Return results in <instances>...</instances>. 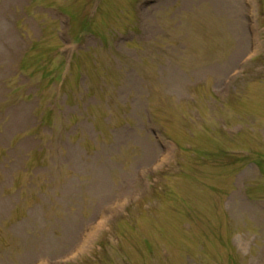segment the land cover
I'll return each instance as SVG.
<instances>
[{
    "label": "rangeland",
    "instance_id": "374dc122",
    "mask_svg": "<svg viewBox=\"0 0 264 264\" xmlns=\"http://www.w3.org/2000/svg\"><path fill=\"white\" fill-rule=\"evenodd\" d=\"M0 264H264V0H0Z\"/></svg>",
    "mask_w": 264,
    "mask_h": 264
},
{
    "label": "trees",
    "instance_id": "16d2710c",
    "mask_svg": "<svg viewBox=\"0 0 264 264\" xmlns=\"http://www.w3.org/2000/svg\"><path fill=\"white\" fill-rule=\"evenodd\" d=\"M92 23H89V21H85L83 24H82V31L86 30V32H91L92 30ZM58 39L59 41H62L61 38L58 36ZM46 40V39H45ZM43 40V43L44 41ZM38 42V41H37ZM48 42V41H47ZM104 46L106 45V42L104 43ZM48 46H46V48L44 47V49L40 52L39 56L41 57V60H42V65L44 63H47V62H50V64L56 62L58 64V67H61L62 64H68L72 67L74 66V63L77 61V60H80L81 61V56L80 54L82 53V51H77L75 52L74 54L72 55H68L63 49H62V46H51V44L47 43ZM83 54V53H82ZM49 59V60H48ZM24 62V61H23ZM49 64V65H50ZM96 68V65H98L96 59H94V64H93ZM79 70V72H83V70L85 69V67H82L80 65V67L77 68ZM42 70H44V73H43V77H46L48 74H46V70H47V65L45 64V66L42 67ZM54 71H51L49 72V75H51ZM72 72V71H71ZM56 73V72H55ZM82 76V75H81ZM87 79H89L90 77V74L87 73ZM56 76H54L52 78L53 81L56 82ZM68 77H65V78H62V74L60 75V78L58 77V80L59 82L62 81L63 82V85L62 87H64L66 85V80H67ZM52 81V82H53ZM89 91H87V94H88ZM44 118V116H43ZM43 122V121H42ZM41 125V122L39 124V126Z\"/></svg>",
    "mask_w": 264,
    "mask_h": 264
}]
</instances>
